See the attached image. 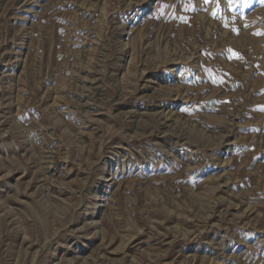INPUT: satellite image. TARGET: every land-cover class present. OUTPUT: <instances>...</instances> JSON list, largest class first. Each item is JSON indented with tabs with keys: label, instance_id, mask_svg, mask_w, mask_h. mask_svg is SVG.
<instances>
[{
	"label": "rangeland",
	"instance_id": "1",
	"mask_svg": "<svg viewBox=\"0 0 264 264\" xmlns=\"http://www.w3.org/2000/svg\"><path fill=\"white\" fill-rule=\"evenodd\" d=\"M0 264H264V0H0Z\"/></svg>",
	"mask_w": 264,
	"mask_h": 264
},
{
	"label": "snow or ice",
	"instance_id": "2",
	"mask_svg": "<svg viewBox=\"0 0 264 264\" xmlns=\"http://www.w3.org/2000/svg\"><path fill=\"white\" fill-rule=\"evenodd\" d=\"M205 2H208V0H205Z\"/></svg>",
	"mask_w": 264,
	"mask_h": 264
}]
</instances>
